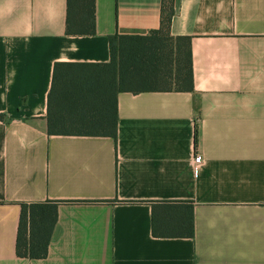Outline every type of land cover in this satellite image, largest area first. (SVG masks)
I'll return each instance as SVG.
<instances>
[{
  "label": "crops",
  "instance_id": "0c3cea01",
  "mask_svg": "<svg viewBox=\"0 0 264 264\" xmlns=\"http://www.w3.org/2000/svg\"><path fill=\"white\" fill-rule=\"evenodd\" d=\"M160 2L95 0L68 35L66 0H0V264H264V0H172L192 89L119 91L116 140L46 132L54 63L108 62ZM46 201L47 254L20 257L21 203Z\"/></svg>",
  "mask_w": 264,
  "mask_h": 264
},
{
  "label": "trees",
  "instance_id": "16d2710c",
  "mask_svg": "<svg viewBox=\"0 0 264 264\" xmlns=\"http://www.w3.org/2000/svg\"><path fill=\"white\" fill-rule=\"evenodd\" d=\"M172 13V0H161L157 29L145 35H110L106 63L55 62L47 94L46 132L116 140L119 91L191 90L189 39L169 35ZM65 31L68 35L95 32V0H66ZM196 135L194 124V144ZM59 202L63 201L21 203L15 244L18 256H46Z\"/></svg>",
  "mask_w": 264,
  "mask_h": 264
},
{
  "label": "built area",
  "instance_id": "2783aa9c",
  "mask_svg": "<svg viewBox=\"0 0 264 264\" xmlns=\"http://www.w3.org/2000/svg\"><path fill=\"white\" fill-rule=\"evenodd\" d=\"M192 162L193 163L200 162V155L199 154H195V156H193Z\"/></svg>",
  "mask_w": 264,
  "mask_h": 264
},
{
  "label": "rangeland",
  "instance_id": "374dc122",
  "mask_svg": "<svg viewBox=\"0 0 264 264\" xmlns=\"http://www.w3.org/2000/svg\"><path fill=\"white\" fill-rule=\"evenodd\" d=\"M158 85H164L165 83L164 82H160V83H157Z\"/></svg>",
  "mask_w": 264,
  "mask_h": 264
}]
</instances>
